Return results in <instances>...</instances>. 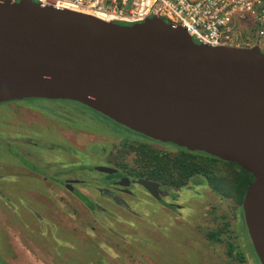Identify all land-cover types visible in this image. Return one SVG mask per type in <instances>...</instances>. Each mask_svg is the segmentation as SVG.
I'll return each instance as SVG.
<instances>
[{"label":"water","instance_id":"obj_1","mask_svg":"<svg viewBox=\"0 0 264 264\" xmlns=\"http://www.w3.org/2000/svg\"><path fill=\"white\" fill-rule=\"evenodd\" d=\"M30 99L82 104L152 140L252 175L242 211L264 264L260 47L197 44L159 18L121 25L33 0H0V105Z\"/></svg>","mask_w":264,"mask_h":264},{"label":"rangeland","instance_id":"obj_2","mask_svg":"<svg viewBox=\"0 0 264 264\" xmlns=\"http://www.w3.org/2000/svg\"><path fill=\"white\" fill-rule=\"evenodd\" d=\"M44 102L0 105V264H259L247 241L233 193L224 195V189L214 191L207 183L203 196L188 194L191 201L183 211L182 225L162 220L167 214L158 212L159 205L154 201L133 205L139 214L159 220L154 225L90 224L92 212L96 214L98 210L91 211L79 203L77 208L72 207L75 199L67 190L58 195L63 198L64 207L57 205L56 194L46 192L50 190L48 186L54 190L60 186L62 179L86 173L92 176L98 173L92 167L105 162L115 166L114 161L120 162L114 159L115 155L125 157L123 162L128 167L140 165L119 142L118 134L135 140L142 137L120 133L114 126L100 123V114L75 102ZM59 115L65 117H56ZM129 144L134 146L131 141ZM162 145L166 151L157 154L161 155L159 161L164 159V166L156 167L148 156L145 166L150 170L145 168L136 176L152 175L157 179L160 174L156 172L167 174L170 163L179 166L182 161L204 162L202 156H186L175 146ZM121 151L126 155H121ZM116 168L123 173L121 166ZM190 180L199 183L194 178ZM35 186L42 192L22 201L26 200L25 190ZM11 188L15 198L11 197ZM84 201L90 203L88 198ZM18 203L28 205L21 209L22 214L14 212ZM199 208L204 213V232H199L203 227L199 224L201 218L198 223H188L189 215H196ZM122 216L124 223L132 218L125 212ZM214 230L219 233L213 241L208 237Z\"/></svg>","mask_w":264,"mask_h":264},{"label":"flooded vegetation","instance_id":"obj_3","mask_svg":"<svg viewBox=\"0 0 264 264\" xmlns=\"http://www.w3.org/2000/svg\"><path fill=\"white\" fill-rule=\"evenodd\" d=\"M49 101V100H46ZM38 102H44V101H38ZM54 102V101H52ZM58 101H55L54 103H57ZM64 102V101H63ZM72 102V101H71ZM76 103V102H75ZM79 104V103H77ZM82 105V104H80ZM41 106V105H40ZM83 107H86L82 105ZM88 108V107H86ZM95 115L100 114L90 108ZM57 112V111H56ZM54 114V112H51ZM65 115V114H64ZM67 116V115H66ZM100 116L104 117L109 122L102 119ZM56 117H65L63 115H59ZM97 117L100 120V123L105 124L106 126H114L115 129H118L120 133H132L134 135L142 137V139H132L127 138L125 134H118L119 136V142L124 145V148H127L130 150L131 154H133L132 160L138 159L140 162V165H133L132 167H128L127 164L123 162V159H126L125 157L115 155L114 159L119 160L114 161L115 166H112L111 163L105 162L99 165H95V167H92L93 170L97 171L98 173L93 174L90 176L91 173L81 174V175H71L68 178L62 179V184L60 186H57L55 190L54 187L48 186V191L50 193L56 194V203L61 204L62 207H64V200L62 197H59V192H63L64 190H67L71 195L74 196V205L72 206L74 208H77L76 205L82 204L83 206L87 207L91 211L98 210L96 214L92 212V216L90 217V224H96V225H116L118 223H123L127 225H137L145 223L146 225H154L155 220L150 218L149 216L145 215L143 212L139 214L135 207H133L134 202H143V201H154L159 205L158 212H163L167 214V217L162 219L164 221H168L170 224L176 223L179 225H182L184 222L183 217V211L185 209H188L189 201H191L188 194H192L194 196H203L204 194V162H195L190 164L189 161H182V163L178 165H173L170 163V168L168 169L167 174L158 171L156 174H160V176L155 179L152 175H140L136 176L140 173H142L145 168L147 170H150L149 166H145L146 163H148V156L152 158V163L158 165V167L164 166V159H160V154H157L158 151L165 152L166 150L163 148L162 144L166 145H172L168 143H161L160 141L152 140L142 134L136 133L124 126H121L114 121L108 119L107 117L103 116L102 114L97 115ZM148 140L147 143L144 140ZM130 141L133 143V147L130 146ZM175 148L181 149L183 151L184 155L186 156H202L204 158V153L201 152H191L187 149L180 148L175 146ZM121 155H126V152H120ZM169 156V155H168ZM159 161V162H157ZM175 161V160H174ZM220 164V162H219ZM116 166H121L123 173H120ZM193 169L196 168V173L200 172L201 175L194 176L195 174H186L184 175L183 172L186 168ZM113 168L117 170L116 172L110 174L108 171H100L99 168ZM188 175V176H187ZM190 178H194L196 182H191ZM165 180V181H164ZM17 181V180H16ZM64 181V182H63ZM15 180L13 181L14 185ZM16 186V185H14ZM92 186H95V191L92 190ZM35 189H26L25 190V196L26 200L22 201H28L31 194H36L40 192V188L35 186ZM42 192V191H41ZM36 193V194H35ZM11 197H14L13 189L11 188ZM93 195V196H91ZM20 197V194L18 195ZM54 198V197H51ZM85 198L89 199V204H87L86 201H84ZM189 199V200H188ZM10 201V200H9ZM68 203V202H67ZM27 204L25 203H18V206H14V212L23 213L21 209H26ZM28 206V205H27ZM69 206V205H68ZM242 207V206H241ZM115 209L117 211H115ZM200 208L197 211L196 215H189L188 223L192 224L193 220H195L196 223H198L199 218L202 220L199 221V224H201L203 227L199 230V232H204V216L203 212L199 211ZM122 212H125L127 214H130L132 217L131 219H128L125 223L126 219L122 216ZM241 216V212L238 211ZM200 215H202L200 217ZM175 219V221L173 220ZM141 221V222H137ZM243 223H244V217H243ZM187 224V223H186ZM245 225V223H244ZM246 235L248 238L249 245H252L248 231L246 226ZM162 229V228H158ZM218 231L214 230L210 235H215V237L218 238ZM111 235V234H110ZM200 238V237H199ZM209 238V237H208ZM129 240V239H127ZM204 244V233L203 238H201ZM250 246V248H251ZM254 248V247H253ZM256 260V259H255ZM257 262V261H256Z\"/></svg>","mask_w":264,"mask_h":264},{"label":"built area","instance_id":"obj_4","mask_svg":"<svg viewBox=\"0 0 264 264\" xmlns=\"http://www.w3.org/2000/svg\"><path fill=\"white\" fill-rule=\"evenodd\" d=\"M33 1L121 25L159 18L184 28L197 44L211 47L264 48V0Z\"/></svg>","mask_w":264,"mask_h":264},{"label":"trees","instance_id":"obj_5","mask_svg":"<svg viewBox=\"0 0 264 264\" xmlns=\"http://www.w3.org/2000/svg\"><path fill=\"white\" fill-rule=\"evenodd\" d=\"M28 102H38V101H44V100H37V99H30V100H23ZM21 101H15L10 103H20ZM63 101H58L57 103H62ZM66 103H73L71 101H64ZM5 104V103H4ZM47 105H53V103H46ZM41 105H45V102ZM109 119V118H108ZM211 161V162H210ZM220 162L218 165H223L224 168L219 169L217 164H214L213 162ZM185 169L183 172L184 175L186 174H195L196 168L193 169ZM233 168V170H232ZM238 170H237V169ZM204 184L207 183V185L212 188L214 191H221L223 190L224 195H231L230 191L233 193L235 198V203L239 205V211L241 212V217H243V211H242V200L244 197V194L246 193V190L248 186L253 182L254 178L252 175L248 174L244 170H242L239 166L233 163H227L223 162L215 157H212L210 155H207L204 153ZM187 175V176H188ZM201 175L200 172L196 173L194 176ZM238 195V201L237 196ZM209 238L213 241L216 239L215 235H210ZM234 249L231 248L230 255H232ZM256 255V253H255ZM257 257V255H256ZM258 259V257H257ZM259 261V259H258ZM260 264V261H259Z\"/></svg>","mask_w":264,"mask_h":264},{"label":"crops","instance_id":"obj_6","mask_svg":"<svg viewBox=\"0 0 264 264\" xmlns=\"http://www.w3.org/2000/svg\"><path fill=\"white\" fill-rule=\"evenodd\" d=\"M252 34L251 33H249L247 36H251ZM254 47V46H253ZM259 47V46H258ZM261 48V47H260ZM261 49H264V48H261Z\"/></svg>","mask_w":264,"mask_h":264},{"label":"clouds","instance_id":"obj_7","mask_svg":"<svg viewBox=\"0 0 264 264\" xmlns=\"http://www.w3.org/2000/svg\"><path fill=\"white\" fill-rule=\"evenodd\" d=\"M239 48V47H238ZM263 50V49H262Z\"/></svg>","mask_w":264,"mask_h":264}]
</instances>
